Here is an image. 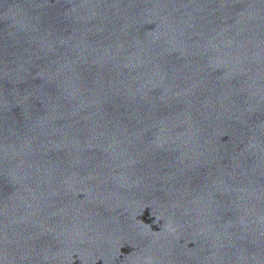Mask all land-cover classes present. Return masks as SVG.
Segmentation results:
<instances>
[{
  "label": "water",
  "instance_id": "water-1",
  "mask_svg": "<svg viewBox=\"0 0 264 264\" xmlns=\"http://www.w3.org/2000/svg\"><path fill=\"white\" fill-rule=\"evenodd\" d=\"M0 264H264V0H0Z\"/></svg>",
  "mask_w": 264,
  "mask_h": 264
}]
</instances>
